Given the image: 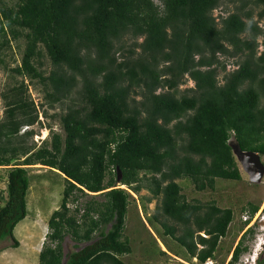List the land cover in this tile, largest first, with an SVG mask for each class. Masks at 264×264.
<instances>
[{"label": "trees", "instance_id": "trees-1", "mask_svg": "<svg viewBox=\"0 0 264 264\" xmlns=\"http://www.w3.org/2000/svg\"><path fill=\"white\" fill-rule=\"evenodd\" d=\"M227 1L233 11L216 18L223 0H0V64L8 68L3 51L23 39L11 73L38 80L50 108L69 99L60 115L64 137L54 132L37 147L28 143L33 129L20 132L39 124L26 84L14 82L2 94L0 239L18 246L13 230L27 215L28 169L40 164L57 171L64 187L38 264H128L122 256L132 251L124 235L130 191L142 189L147 202L158 200L146 222L160 238H173L200 264L214 258L234 211L187 200L175 180L186 178L198 191L214 189L216 179L239 180L231 139L264 155V0ZM43 56L51 63L47 74ZM225 59L236 67L226 71ZM187 79L193 86L181 90ZM78 195L90 199L70 208ZM257 208L248 203V215ZM249 234L252 227L229 264L246 250ZM66 235L85 244L64 260Z\"/></svg>", "mask_w": 264, "mask_h": 264}, {"label": "rangeland", "instance_id": "rangeland-1", "mask_svg": "<svg viewBox=\"0 0 264 264\" xmlns=\"http://www.w3.org/2000/svg\"><path fill=\"white\" fill-rule=\"evenodd\" d=\"M3 1L7 5H13L16 2V0ZM227 11H233V3L223 0V4L213 10V15L218 18L220 15H225ZM257 11L258 9L256 8L255 13ZM254 19H257L256 15L254 16ZM258 25L264 28V21L260 20ZM258 40L261 41L262 37H259ZM23 46V39H19L18 41L12 40L10 41V47L5 49L2 53L4 63L8 68H4L3 63L0 64V119L3 117L6 108L2 94L8 93V88L12 86L14 82L23 80L27 86V94L36 106L39 124L36 123L29 127L24 126L20 132H23L25 129H33L34 135L29 139L28 143L33 142L38 147L42 141H49L54 132L60 134L62 138L64 137L60 115L66 111L69 99L54 104V106L50 108L46 104L43 86L38 80H31L28 77L14 76V74L11 73L9 68L20 63ZM260 49L261 47H259V50ZM41 60L42 65L40 69L44 74H47L51 69V63L47 56H43ZM225 60L227 64L226 71L232 70L236 67L233 64V59ZM221 76L222 74L219 75V77ZM192 86L193 82L187 79L186 82L180 86V89L182 90ZM230 143L231 145L234 144L233 139L230 140ZM234 156L241 175L239 180L216 179L214 189L207 188L201 191L196 190L190 180L186 178L175 180L180 184L182 193L187 200L190 201L197 199L201 203L213 201L219 207H230L234 211L233 220L228 227L227 233L220 239L218 248L216 249L214 255V261H216L215 264H225L227 259L224 260L223 258L231 241L235 243L243 232L244 226L242 222L249 214L247 210L248 203L258 204V208L251 216V224L254 223L253 234H249L245 239V244L247 245L248 250L240 257L239 264H245V261L248 263L252 262V258L262 252L264 244V170L258 178L253 179L243 169L237 156L235 154ZM260 159L264 165V155L260 156ZM6 170L5 167H0V195H5ZM28 176L30 187L26 196V207L28 215L36 214L35 218L38 220V226L32 227L29 218L30 216H26L15 226L13 233L17 240L22 237L30 243L39 242V244H41L40 242L45 241V236H43V234L46 232L47 219L51 212L57 209L60 204L64 180L61 175L57 174V171L54 169L49 170L47 167L40 164L30 166L28 169ZM117 184L118 183H116V185ZM130 194L134 199H130L128 204L124 235L129 238L132 251L129 254L123 255L122 259L128 264H163L166 262L200 264L196 258H189L184 248L169 236L161 235L168 244L171 252H167L166 255L160 254L159 250L161 247L159 246L158 241L161 242L162 238L150 228L153 234L152 236L155 235L156 240L158 239L157 244L154 243L148 231H146L141 224L143 220L145 225H147V228L150 227L146 222V218L155 214V207L158 200L152 199L150 202H147L145 199L150 194L146 189H142L138 194L130 191ZM140 196H143V198H140ZM89 199L90 197L88 195H78V199L69 203V206L70 208H74V206L77 205L80 208H83L84 203ZM96 199L101 200L102 198L97 195ZM142 203L146 206L145 212L142 211ZM242 207H245L246 209L242 210ZM158 218L162 219V216L158 215ZM168 223L173 224L170 220ZM154 226L159 230V233H162L163 229L158 222H154ZM200 235L204 236V233L200 232ZM41 237L44 238L43 241ZM11 244L12 240L9 238L0 239V248L7 247ZM84 244L85 243L78 244L70 235H66L62 242L64 260L70 252L77 250L78 247H81ZM19 248H21V246ZM7 249L6 254L3 255L0 253V264H38V255H35L34 253L28 255L27 253H20V249L17 248L8 247ZM173 253H176L177 256Z\"/></svg>", "mask_w": 264, "mask_h": 264}, {"label": "water", "instance_id": "water-1", "mask_svg": "<svg viewBox=\"0 0 264 264\" xmlns=\"http://www.w3.org/2000/svg\"><path fill=\"white\" fill-rule=\"evenodd\" d=\"M231 147L243 169L250 175L251 178H258L264 170V165L260 160L259 154L252 151H242L236 143L231 145ZM119 178L120 172L118 171L117 180H119Z\"/></svg>", "mask_w": 264, "mask_h": 264}, {"label": "crops", "instance_id": "crops-1", "mask_svg": "<svg viewBox=\"0 0 264 264\" xmlns=\"http://www.w3.org/2000/svg\"><path fill=\"white\" fill-rule=\"evenodd\" d=\"M52 213V212H51ZM26 216H30L29 218H30V221H31V226L32 227H36V226H38V220H37V218H35V216H36V214H31V215H28V211H27V215ZM25 216V217H26ZM22 221V220H21ZM146 227H147V225H146ZM15 228V227H14ZM149 229V231H148V233L150 234V236H151V234H152V231H151V229H150V227H148ZM14 231V230H13ZM47 226H46V232L43 234V236H45L46 235V233H47ZM13 235H14V233H13ZM153 235V234H152ZM155 236V235H154ZM15 237V236H14ZM155 238H156V236H155ZM16 239V238H15ZM41 239H42V241H43V237H41ZM17 240V239H16ZM18 241V246L17 247H12L11 245H8L7 247H2V248H0V253L1 254H6V250H8L7 248L8 247H12V248H17V249H20V253H27L28 255H31V254H35V255H39V252H40V249H41V247H42V244H43V242H40L41 244H39V242H35V243H30L29 241H27L26 239H24V238H22L21 237V239H19V240H17ZM157 241H158V239H157ZM158 243H159V246L161 247V249H163V250H165L166 251V249H165V247L163 246V244L161 243V242H159L158 241ZM21 246V248H19ZM167 252V251H166Z\"/></svg>", "mask_w": 264, "mask_h": 264}, {"label": "flooded vegetation", "instance_id": "flooded-vegetation-1", "mask_svg": "<svg viewBox=\"0 0 264 264\" xmlns=\"http://www.w3.org/2000/svg\"><path fill=\"white\" fill-rule=\"evenodd\" d=\"M260 160H261V159H260ZM253 204H254V203H253ZM247 205H248V204H247ZM256 211H257V210H256ZM256 211H255V212H256ZM255 212H254V213H255ZM247 220H248V221H247ZM245 221H247V222H246V224L244 225V230H243V232L241 233V235H242L247 229H249L250 227L254 228V226H253L254 223L251 224V217H250L249 215H247V217L244 218L243 222H245ZM241 235L238 237V239L236 240L235 243L231 241V243H230V245H229V247H228V249H227V251H226V254H225L224 258H223L224 260L227 259L226 262H225V264H229V263L232 261V259H233V257H234V248H235V246L238 244ZM222 238H223V237H222ZM232 244H234V245H232ZM242 246H243V247H246V250L242 251V252L239 254V256H238V259H237L235 262H233L232 264H239L240 257L242 256L243 253L247 252L248 248H247V245L245 244V242L243 243ZM217 248H218V247H217ZM252 259H253L252 262H249V263H248L247 261H245V264H264V244H263L262 252H260L257 256L253 257ZM207 260H210V261H211V264H215V263H216V261H214V258H213V259H207ZM203 263H204V262H203ZM203 263H201V264H203ZM222 264H223V263H222Z\"/></svg>", "mask_w": 264, "mask_h": 264}, {"label": "built area", "instance_id": "built-area-1", "mask_svg": "<svg viewBox=\"0 0 264 264\" xmlns=\"http://www.w3.org/2000/svg\"><path fill=\"white\" fill-rule=\"evenodd\" d=\"M203 264H211L210 260H206Z\"/></svg>", "mask_w": 264, "mask_h": 264}]
</instances>
